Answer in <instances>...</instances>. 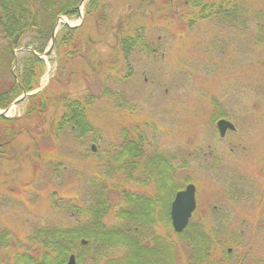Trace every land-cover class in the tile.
<instances>
[{"label": "rangeland", "instance_id": "1", "mask_svg": "<svg viewBox=\"0 0 264 264\" xmlns=\"http://www.w3.org/2000/svg\"><path fill=\"white\" fill-rule=\"evenodd\" d=\"M166 1L155 0L157 4ZM85 2L80 6V0L76 17L61 16L56 31L64 22L71 27L83 23ZM165 7L144 9L134 21L149 29L146 34L155 53L132 55V73L124 81L115 82L110 75L104 83L109 73L102 63L116 50L118 38L127 33L125 18L121 23L129 11L126 7L118 9L108 30L86 21L90 30L86 33L96 40L94 53L83 47V53L60 69L53 52L42 57L45 70L37 89L52 99L43 116L24 118L25 98L0 109H8L4 117L23 118L11 155L0 158V227L8 231L10 243L3 252H14L19 248L16 241L25 240L39 226L82 228L83 215L67 216L61 209L67 201L85 207L100 192L112 210L124 207L121 187L128 194L159 198L151 215L153 229L160 230L158 215L169 200L168 193L157 187L163 180L161 174H154L155 179L143 187L134 180L140 170L123 173L111 166L125 128L135 131L139 144L133 146L135 152L142 147L145 163L150 158L166 163V177L169 166L172 170L171 184L180 183L181 189L195 186L194 222L208 220L237 234L241 230L243 242L252 251L250 258L264 257V28L250 23L247 30H220L209 22L188 28L178 16L183 0H170V7ZM155 25L160 29L152 31ZM90 54L94 60L88 64ZM121 66L122 72L127 71ZM104 84L114 92L112 97L105 95ZM87 96L93 98L86 116L95 132L80 138L68 131L56 133L54 126L65 100ZM220 119L233 125L223 136L216 125ZM133 158L140 159L139 155ZM213 210L223 216L217 217ZM26 242L35 248V243ZM85 243V239L75 240L70 255L80 254L86 261L92 249L82 247ZM118 253L113 248L112 254Z\"/></svg>", "mask_w": 264, "mask_h": 264}, {"label": "trees", "instance_id": "2", "mask_svg": "<svg viewBox=\"0 0 264 264\" xmlns=\"http://www.w3.org/2000/svg\"><path fill=\"white\" fill-rule=\"evenodd\" d=\"M79 3L80 0H0V109L7 108L22 92L28 93L39 87L40 77L45 70V61L41 55L49 47L53 28L61 16L76 17ZM157 5L159 10L165 6L169 8L170 0L164 4H157L155 0H86L83 23L76 27L61 23L55 32L50 53L54 54L57 68H62L83 53V47L93 49L96 40L86 33L90 31L86 28V21L94 27L108 30L118 9L126 7L129 11L121 17V23L126 21L127 33L118 38L116 50L104 58L102 63L109 73H106L104 83L110 75L115 76V82L124 81L132 73L129 64L132 55L155 53L153 43L146 34L149 29L145 24L134 21L140 19L138 15L144 9ZM178 16L181 24L188 28L209 22L220 30L235 31L247 30L250 23H253L257 29L262 30L264 0H183V8ZM150 28L152 31L160 29L157 25ZM86 59L89 64L91 59L94 60L93 54L86 56ZM122 63L127 71L122 72ZM103 91L108 97L114 93L105 84ZM25 99L28 106L23 117L27 119L35 115L43 116L52 100L50 94L42 89ZM92 102V96L79 100L66 99L64 111L54 126L56 133L64 134L68 131L79 138L94 133L92 123L86 116ZM21 119L0 116V158L11 155L13 144L23 129ZM120 137L119 150L110 159L112 162L108 160L111 166L123 173L129 169H141L127 153V143L139 140L135 131L123 128ZM133 145L130 144V148L134 150ZM160 165L164 174L168 169L167 164L160 161ZM162 178L164 182L162 180L157 187L168 193L169 200L166 198V202H163V213L158 215L160 230L153 229L151 214L154 207L148 205L143 208L137 193L128 194L121 187L119 193L126 201L124 207L112 210L111 203L101 197L100 192L95 193L91 204L85 207L78 208L67 201L61 209H64L67 216L83 215L86 221L82 228L75 225L39 226L25 240L16 241L19 248L11 253L3 252L10 246L9 233L0 227V264H62L67 261L71 253L69 249L77 239H85L86 243L82 247H90L92 252L87 253L89 256L85 257L86 261H83L82 255L76 254V264H264V257H257L255 261L250 258L252 251L243 242L244 233L241 230L237 234L232 233L228 227L224 229L221 225L214 226L208 220L199 219L194 222L195 211L182 233L174 232L168 206L174 193L181 189V184H171L170 178ZM134 180L138 185L143 183L137 177ZM212 212L217 217L223 216L220 211ZM215 215L214 220L217 218ZM107 217H110L109 222L105 221ZM110 237H114L115 241ZM145 239L150 242L144 243ZM28 240L35 243L34 249L26 242ZM113 248L118 249L117 255L112 254Z\"/></svg>", "mask_w": 264, "mask_h": 264}, {"label": "water", "instance_id": "3", "mask_svg": "<svg viewBox=\"0 0 264 264\" xmlns=\"http://www.w3.org/2000/svg\"><path fill=\"white\" fill-rule=\"evenodd\" d=\"M84 1L85 0H81L80 6L83 4ZM57 22H56V25H57ZM69 26L71 27V25ZM55 32H56V26L53 29L52 34H51L49 47L45 50V52L41 55V57L45 58L49 55L51 51V47H52L51 45L54 42ZM37 91H39V89H36L35 91L31 93L22 92V94L12 102L11 106L17 105L24 98H26L27 96ZM7 111L8 109L0 111V115L6 116L5 113ZM216 125H217V130L219 131L220 136H223L226 129H233V125L225 119L218 120ZM195 207H196L195 186L193 184H187L185 185L183 189H181L180 191L178 190L175 193L170 203V211H169L170 222H171L172 230L174 232L182 233L184 228L187 226L188 221L192 215V212L195 210ZM82 243H84V241H82ZM74 259H75L74 255L71 254L69 255L67 261L62 264H76V261Z\"/></svg>", "mask_w": 264, "mask_h": 264}, {"label": "flooded vegetation", "instance_id": "4", "mask_svg": "<svg viewBox=\"0 0 264 264\" xmlns=\"http://www.w3.org/2000/svg\"><path fill=\"white\" fill-rule=\"evenodd\" d=\"M130 144H134L135 145V144H139V143H131V142L127 143L128 147H129L127 149V153H128V155H130L132 157H134L135 155H139V157H140V159L137 161V164L141 167V169H139L140 172L138 173V176H139L138 178L143 182L141 184V186L146 187L148 185L146 183L147 179H148V181H150V180L153 181V179H155V178H153V175L156 174V173L161 174L162 177H166V175H167L166 172H164V174H163L161 171H159V169H161L160 164H158V163H160V161H158V163H157L154 159L152 160V158H150V159H148V160H150L149 163L148 164L145 163L146 160H144L145 158H143L144 157L143 156L144 152L141 150L142 147H137L136 148L137 151L135 152V148H134V150L132 148H130ZM142 160H144V161L141 162ZM150 162H154V163H152L153 165L157 164V165H155L156 168L153 167V166H150L149 165V164H151ZM170 171L171 172H169V175H168L169 177H166V178H170V180H171V178H172V170H170ZM139 196H141L140 199L142 200V203L145 204V206L146 205H150V206L154 207V209H155L156 206L159 204V198L158 197L154 198V196H152V195L146 196V194H142V193H140ZM172 199H171V201H172ZM171 201H169L168 212L170 211V203H171ZM169 218H170V215H169Z\"/></svg>", "mask_w": 264, "mask_h": 264}]
</instances>
